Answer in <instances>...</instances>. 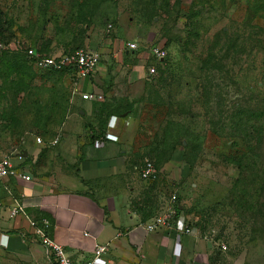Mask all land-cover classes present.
Segmentation results:
<instances>
[{"label": "rangeland", "instance_id": "rangeland-1", "mask_svg": "<svg viewBox=\"0 0 264 264\" xmlns=\"http://www.w3.org/2000/svg\"><path fill=\"white\" fill-rule=\"evenodd\" d=\"M135 33L147 56L137 62L135 52L130 67L141 78L115 110L138 127L142 148L127 154L129 165L138 175L150 162L157 172L143 180L152 215L167 201L227 248L220 258L264 264V0H0V161L13 146L55 136V112L70 116L72 129L80 122V108L50 101L48 87L64 88V76H35L21 48L42 57L91 51L111 70L125 65L117 55ZM156 47L165 60L152 56ZM149 68L153 77L140 73ZM102 127L94 129L100 139ZM118 128L131 132L123 121Z\"/></svg>", "mask_w": 264, "mask_h": 264}, {"label": "crops", "instance_id": "crops-1", "mask_svg": "<svg viewBox=\"0 0 264 264\" xmlns=\"http://www.w3.org/2000/svg\"><path fill=\"white\" fill-rule=\"evenodd\" d=\"M140 39L139 33L128 36L129 42L134 44ZM117 47L115 44V52ZM124 49L117 55L121 64L124 57L129 62L134 60L137 52L136 57L140 58L137 62H143L147 56L146 52L132 51L125 46ZM62 53L53 50L46 57H57ZM127 61L111 70L107 61H100L91 76L78 83L73 70L42 71L29 65L35 76L42 79L51 74L64 76V88L58 86V81L56 86L50 84L48 87L50 101L55 109L63 104L80 108V122L72 129L70 116L62 121L55 112L51 116L54 119L52 127L62 124L61 128H52V131L60 128L55 136L46 135L42 145L35 142L11 147L13 157L21 154L25 158L21 168H29L32 181L0 179L3 184L0 264H50L46 249L30 227L31 221L39 224L43 220L48 222L47 236L62 246L75 263L89 259L92 247L99 244L108 248L102 264H240L234 259L220 258L224 252L219 251L217 242L201 237L193 229L189 235H183L171 228H157L153 232L143 228L172 208L167 201L163 203L159 199L154 207L158 213L152 215L146 201L151 197V190L139 174L138 178L135 167L128 163L127 154L137 153L142 147L137 145L134 130L137 132L138 127H133L132 117L125 119L115 110L120 104L121 92L131 89L135 86H131L132 81L141 78L139 72L130 67L131 62L126 64ZM122 80H127V84H121ZM87 93H99L103 99L98 102L82 100L81 95ZM102 103H106L104 111L93 109L95 104ZM118 121L129 127L131 134H127L131 136L120 133ZM100 122L103 126L101 139L99 131H94L98 130ZM83 124L87 126L86 131L81 127ZM106 133L114 135L117 141L106 140ZM54 139L58 143L53 146ZM144 146L148 147L146 143ZM15 204H19L23 212L9 219V210ZM84 233L89 236H83Z\"/></svg>", "mask_w": 264, "mask_h": 264}, {"label": "built area", "instance_id": "built-area-1", "mask_svg": "<svg viewBox=\"0 0 264 264\" xmlns=\"http://www.w3.org/2000/svg\"><path fill=\"white\" fill-rule=\"evenodd\" d=\"M126 47L129 50L135 51L137 49V45L128 42L126 43ZM24 48V47H23ZM22 49V48H21ZM26 59L29 60V64L34 67L36 70H52V71H64V70H73L76 72L77 83L78 80L88 79L91 74L99 65V55L95 52L76 50L67 54H63L57 57H40L37 52L33 49H25ZM152 56L156 58V60H164L166 58V51L164 48L156 47L151 51ZM154 70L149 68L148 75H152ZM75 83V84H77ZM76 91V89L74 90ZM82 100L84 101H101L103 96L99 93H87L81 95ZM110 126V125H109ZM113 127V125H111ZM105 139L109 141H117V138L110 134H105ZM58 143L57 139H54L51 142V145H56ZM37 145H42V141L40 139L36 140ZM25 158L21 154H17L12 158L5 157L0 161V179L1 178H14L16 180H20L23 182H31L32 175L30 173L29 168H21L23 166V162ZM141 171L139 172L140 178L145 181L152 180L156 171L153 167V164L150 162L145 163ZM1 208V203H0ZM22 208L19 204H15L8 213V218L13 219L17 215L21 214ZM30 227L33 230L34 235L39 240L41 246L46 249L47 256L49 257L50 264H102L103 257L107 254L108 248L103 245L94 244L92 247L91 257L84 262L75 263L71 261L68 256L65 254L64 248L53 242L46 233V228L48 227V222L43 220L39 224L37 222L31 221ZM143 228L147 232H153L157 228H165L172 229L173 231L183 234L189 235L191 233V228L188 222L185 220L184 216L177 211H168L165 215H160L155 217L151 223L146 224ZM83 236L88 237L87 233H84ZM221 250L224 252L226 250L225 246H221Z\"/></svg>", "mask_w": 264, "mask_h": 264}, {"label": "trees", "instance_id": "trees-1", "mask_svg": "<svg viewBox=\"0 0 264 264\" xmlns=\"http://www.w3.org/2000/svg\"><path fill=\"white\" fill-rule=\"evenodd\" d=\"M25 49L27 50L28 48L25 47V48H22L21 50H22V53H23L24 57L26 58ZM25 58H24V59H25ZM165 59H166V58H165ZM165 59H164V60H165ZM27 63H28V62H27ZM5 66H7V65H5ZM238 161H240V159H239ZM238 167H239V166H238ZM239 168H240V167H239ZM149 181H150V180H149ZM149 181H147V182H149ZM178 213H180V209H178ZM190 228H191V227H190ZM214 242H219V241H218L217 239H215ZM218 248H219V251H220V252H223V251L221 250V247H220V246H218ZM226 249H227V248H226Z\"/></svg>", "mask_w": 264, "mask_h": 264}]
</instances>
